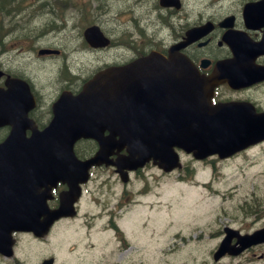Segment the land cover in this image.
I'll list each match as a JSON object with an SVG mask.
<instances>
[{"label":"flooded vegetation","instance_id":"flooded-vegetation-1","mask_svg":"<svg viewBox=\"0 0 264 264\" xmlns=\"http://www.w3.org/2000/svg\"><path fill=\"white\" fill-rule=\"evenodd\" d=\"M40 1L7 0L5 3L0 4L1 11L5 8V4L11 5V10H8L9 12L18 11L20 2H24L22 4L26 5V7L31 5L32 12L37 14L49 9L46 12L47 17L44 19V24L41 27H33L31 35L21 40L14 36L15 33H5V28L0 26V62L3 54L13 52L15 49H18V54L31 52L33 59H38L42 62L56 60L64 55V51L60 48L52 49L51 47L40 46L36 49V42L42 36H47L51 32L67 27V20L64 15L55 12L52 7H49L48 2H41L39 4ZM141 1L148 2L149 0ZM224 1L225 3L221 6H206L197 8V11L188 10L185 6L162 10L155 3L153 10L159 17L155 21L148 19L147 15L141 19L146 25L160 24L161 27L173 28L172 19L175 17V34L168 45L174 43L175 45L182 44L187 40V33L192 28L204 26L201 38L191 42L180 50L191 59L197 71L206 77H212L219 70V64L222 67V76L236 71L239 65L233 63L235 49H241L244 52L246 61H251L259 70H264V49L258 53L248 50L252 45H262L264 47V0ZM64 5H66V8L70 6L69 3H65ZM163 12H167L171 16L164 18ZM3 13L8 12L5 11ZM133 20L138 21L135 18ZM8 36H12L14 40H6ZM143 41L144 39H142ZM12 42L14 43L9 46ZM115 44L116 40L113 39L108 48L112 50ZM123 44L126 45L129 51L127 54H122L116 60L97 62L88 71H82L83 69L70 57H68V60L65 59L61 62L57 68L58 73L53 83L54 96L51 99H47L43 93L46 84L37 89L30 76L20 71L17 61L14 64L20 73L13 72L10 68H4L0 63V88L7 89V84L11 78L16 77L25 81L36 101L35 106L29 113L30 118L33 119L38 128H44L52 120L53 104L63 92L69 91L77 94L82 89L83 84L101 69L107 66L127 65L146 56L149 50L160 49L156 45L151 46L149 50L144 49L145 46L135 47L131 45L132 41L130 39L126 40ZM56 49H58V53L50 51ZM160 50L164 51L163 53H167L164 49ZM31 62L33 60H27L24 68H30ZM227 79L229 78L225 77L223 81H220L215 86L210 104L241 105L243 107L242 110L252 118L253 124H258L261 118L264 117V95L259 94L260 91L264 90V79L247 86L229 83ZM144 85L149 91H154L156 86V90L158 91L159 86H162V80L150 75L145 77ZM8 133V128L2 130L0 132V141L4 140ZM27 135H30L29 131H27ZM104 135H109V131H104ZM84 142H90L93 145L95 144V146L94 150L87 149L88 146L76 150L75 153L80 159L92 156L98 149L97 143L94 140L81 139L78 144ZM260 144H263V142ZM188 156L191 157V155ZM116 157V155L113 156L114 159ZM212 158L216 159L217 157H210L206 160L212 162ZM154 170L162 176L164 175L163 170L154 166L152 162H149L143 169L129 172L130 179L125 183L114 167L100 166L91 168L90 180L88 183L82 185L81 196L75 201L76 214L55 220L49 225L46 233L42 236H36L33 232L14 233L11 255L13 252L15 253V247L16 250L18 249L17 245L21 237L30 236L34 240L46 242L49 241L50 235L55 233L58 237V244H60L64 235L62 234L60 225L84 220L88 226L87 234L90 236V241L85 244L84 248L87 255L92 254L93 257L84 263L78 264H226L228 259H235L244 255H253L259 258L264 257V251H260L261 248H264V243L250 246L238 255H232L227 251L218 254V250L223 242H226L231 250L239 247V236L251 232V230H244L243 228H238L239 231L232 230L233 232H227L226 228L228 226L226 225L218 232L210 231L208 235H203L204 231H199L197 234L193 232L194 236H182L181 231H174L165 242L163 241V232L156 233L152 231L149 233L146 230L150 224L149 219L144 220L141 226L143 230L138 231L137 234L132 235L126 231L124 219L128 212H130V204L128 202L131 201V194L134 192L130 188L132 184L130 182L131 177L132 180L134 178H141L143 182L140 191L148 192L151 185L148 180L153 175ZM97 172L99 173L98 177L102 175V182L99 184L97 181L94 188L88 190L90 182L96 178ZM102 173L106 174L107 177H104ZM67 190V184L58 183L50 192V195L52 194L50 198L40 199V201L45 203L41 209L47 215L51 214L53 210L63 203L60 196L62 192ZM87 194L91 195V197L85 206L84 212L82 207L84 197ZM107 194L109 195L108 197H106ZM39 195L42 197L45 196V193L41 192ZM33 198L35 202L36 193L33 194ZM92 206L93 209L90 212L89 209ZM41 218H44V215ZM157 219L158 217H155V220ZM99 222L103 223L101 229L97 225ZM139 234L140 236H138ZM175 238L181 240L187 239L189 242L183 244L181 247L178 246L179 244L175 246ZM183 248H186L188 251V259H185L182 263H175V252ZM11 255L5 256L0 252V264H4L3 261H7L8 264H24L19 262L18 258ZM66 255L68 254L66 253ZM48 259L54 260L52 264H69L55 263L54 257ZM41 264L46 263L41 262Z\"/></svg>","mask_w":264,"mask_h":264},{"label":"rangeland","instance_id":"rangeland-1","mask_svg":"<svg viewBox=\"0 0 264 264\" xmlns=\"http://www.w3.org/2000/svg\"><path fill=\"white\" fill-rule=\"evenodd\" d=\"M7 0H0V4ZM188 10L197 11V8L206 6H221L224 0H183ZM48 2L49 7L57 13L64 15L67 27L62 30L42 36L36 42V49L40 46L60 48L64 55L56 60L42 62L33 59L32 53L18 54V49L3 54L1 64L4 68H10L13 72H19L14 64L19 63V69L30 76L37 89L46 84L43 93L47 99L54 96L53 87L57 68L68 57L88 71L97 62L118 59L125 49L121 51L116 47L92 48L84 38V29L96 24L104 33L122 45L129 36L134 41L135 47H140V29L145 31L144 38L147 43L171 42L175 34V17L172 19L173 28L161 27L160 24L146 25L141 19L145 15L154 20L159 16L153 10L156 0L148 2L141 0H41ZM18 11L10 14L0 10V26L5 33H15L16 38H26L31 35L34 28L41 27L47 17L44 9L42 13H33L32 6L26 7L20 2ZM65 3H69L66 8ZM44 7V6H42ZM48 7V6H47ZM164 18L171 14L163 12ZM139 20L136 22L133 19ZM147 20V19H145ZM150 34V35H149ZM6 40H14L8 36ZM14 42L10 43L11 46ZM144 49L149 50L146 43ZM128 51H125L127 53ZM27 60H33L30 68H24ZM259 94L264 95V90ZM88 146L82 144L80 149ZM90 147V146H88ZM184 168L172 174L161 175L153 171L148 182L150 190L140 191L142 179L134 178L131 184L130 212L125 216V230L132 235L141 231L145 219H149V233L152 231L163 232V241L175 231H181L182 236H194L199 231L203 235L218 232L223 227L234 226L244 230H255L264 226V144L255 146L246 153L229 160H215L213 162H195L191 157H183ZM188 165V166H187ZM188 167V169L185 168ZM194 171V175H192ZM150 173V172H148ZM147 173V174H148ZM104 177L106 174L102 173ZM90 182L88 190L94 188L95 183L102 182V175ZM150 175V174H148ZM112 188H114L112 186ZM107 191V190H106ZM109 195L107 194L106 197ZM88 197V198H87ZM91 195L84 197L82 210L89 202ZM146 204V206H144ZM93 206L90 207L92 212ZM155 217H158L155 220ZM160 222V226H159ZM100 229L103 223H97ZM63 239L58 244L55 233L50 235L49 241H37L30 236L20 238L17 249V258L24 264H41L44 259L55 258V263H84L93 257L87 255L85 244L90 241L88 226L84 220H78L60 225ZM176 234V233H175ZM140 236V234L138 235ZM176 236V235H175ZM187 239L175 238V246L188 243ZM260 251H264L261 248ZM66 253L68 255H66ZM257 253V252H256ZM188 259L186 248L175 252V263H182ZM240 259V260H239ZM249 260V262H248ZM8 264L7 261H3ZM226 264H264V257L244 255L235 259H228Z\"/></svg>","mask_w":264,"mask_h":264},{"label":"water","instance_id":"water-1","mask_svg":"<svg viewBox=\"0 0 264 264\" xmlns=\"http://www.w3.org/2000/svg\"><path fill=\"white\" fill-rule=\"evenodd\" d=\"M162 3L180 6L178 0H162ZM149 62L151 61L148 59L142 61L143 64ZM175 62L183 64L184 60H178L176 56ZM184 69L181 65L180 70ZM159 71L160 74H164L165 91L164 103L159 105L157 117L150 124L131 125L127 113H122L117 119V125L106 127L115 135H119V140H104L99 134L101 125H95L94 121H89L87 118L81 120V113L85 108L92 110L94 115H97V112L104 113L105 123L108 122L109 111L105 107L99 110L101 103H109L111 84L110 73L107 71L86 84L78 97L64 98L63 103L57 107L62 109L59 119L54 120L43 131L35 132L30 139H26L24 134V129L28 126L14 127L11 123H19L12 120L16 100L10 101L11 120H8L4 110L0 108V126L8 123L13 126L8 138L0 144V173L9 174L3 175L4 182L8 185L12 184L17 175L20 176V183L24 184L39 183L47 186L62 180L74 186L87 179L88 169L93 164L110 163L108 157L113 153L114 148H126L128 151V155L123 156L116 163L121 170L137 168L150 158H154L157 160L155 163L161 168L171 171L180 166L175 147L193 152L197 158H205L212 154L225 158L264 139V125L251 126L240 121L228 122L218 112L209 108L214 82L203 83L195 76L189 80L182 73H174L173 80H170L167 74L172 68L165 64L163 71L161 69ZM20 97L22 98V95ZM131 102L141 110L151 107V103L142 93L136 94ZM80 137L95 138L100 144L96 155L83 162L75 159L73 150L75 141ZM2 169H13V171H2ZM8 188L0 185V207ZM62 198L73 199L72 196H62ZM5 199L9 201L11 197ZM70 204L72 203H63L53 214V218L69 214ZM11 229H33V222L6 221L5 218H0V236L5 230L10 232ZM263 241L264 228L252 235L242 237L243 248ZM224 246L226 243H223L222 248Z\"/></svg>","mask_w":264,"mask_h":264},{"label":"trees","instance_id":"trees-1","mask_svg":"<svg viewBox=\"0 0 264 264\" xmlns=\"http://www.w3.org/2000/svg\"><path fill=\"white\" fill-rule=\"evenodd\" d=\"M5 8L2 9L3 12L7 11L8 14H10L11 12H9L8 10H11V5H6L4 6Z\"/></svg>","mask_w":264,"mask_h":264},{"label":"bare ground","instance_id":"bare-ground-1","mask_svg":"<svg viewBox=\"0 0 264 264\" xmlns=\"http://www.w3.org/2000/svg\"><path fill=\"white\" fill-rule=\"evenodd\" d=\"M32 8V7H31Z\"/></svg>","mask_w":264,"mask_h":264}]
</instances>
